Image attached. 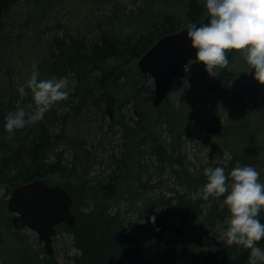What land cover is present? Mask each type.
Listing matches in <instances>:
<instances>
[{
	"label": "rangeland",
	"instance_id": "1",
	"mask_svg": "<svg viewBox=\"0 0 264 264\" xmlns=\"http://www.w3.org/2000/svg\"><path fill=\"white\" fill-rule=\"evenodd\" d=\"M186 1L154 0L151 5L153 10L148 12L145 8L147 0H46L45 8H40L37 0L10 1L8 12H5L4 30L0 33V53L10 46L8 52L2 56L0 54V89L4 99L8 101L11 98L12 101L21 102L18 86L25 84L30 77L29 71H25L32 67L34 59L41 61L53 57V52L57 51L56 46L52 45L55 38H63L67 36L66 33L78 35L81 32L87 34V37H95L102 30L115 31L124 36L137 28H146L145 24L152 16L157 17L168 10L177 13L186 22ZM207 14L205 11L204 18ZM136 16L142 19L141 24ZM127 20L130 23L123 22ZM7 36L12 37L13 42L2 46L1 44L8 41ZM139 59L127 64L124 68L126 74L117 80L121 89L119 102L126 101L123 103L125 106L122 113L116 116L118 119L114 120L110 114L91 105L90 114L87 108V115L82 114L76 120L70 115L65 121L62 115L68 113L72 101L76 102L78 99L75 91L67 100L70 105L61 101L52 107L58 116L55 120L56 126L53 127L54 132L59 133L62 122L69 121L66 130L72 134L68 137L70 145L62 142L58 149H65V160L70 166L74 159L73 143L82 138L84 148L90 152L88 157L92 171L90 170L89 177L100 176L110 167L117 168L114 174L121 177L123 190L134 186L142 192L143 197L137 201L135 207L123 197L115 204L112 212L119 207L122 213L127 210V220L147 223L146 219L141 218L140 211L147 209L151 217L154 214L164 215L166 207L158 204L156 197L170 191L166 184L151 187L149 183H159L166 178V183L171 188L177 183L182 185L179 177L172 174L173 163L166 162L164 174L159 173L162 162L152 151L155 137H159L170 150L173 145L180 146L181 153L186 157L184 165L188 162L189 171L193 173H203L205 168H214V165L220 163L230 164L231 159L235 158L234 167L237 164L253 166L260 173V182L264 183V85L254 78V70L250 71L240 53L232 52L231 62L222 78V69L217 70L218 76H210L205 65L191 60L187 66L190 76L176 78L172 84L170 101L158 108L153 105L154 78L140 71ZM100 74L98 70L93 72L95 78ZM26 92L28 95L24 97H29L31 103L30 91L26 89ZM175 112L177 116L173 117ZM168 113H171L169 118ZM120 120L138 131L127 134L128 127L126 129ZM144 137H147L146 141L140 145ZM209 138L214 144H208ZM135 146L138 147L134 151ZM142 149L145 151L142 152ZM127 154L130 155L129 160ZM114 157L126 160V163L116 166ZM139 163L145 166L144 169L143 166L139 167ZM78 165V169L82 170L84 161ZM175 167H178L177 163ZM111 171L108 170L106 174ZM149 173L153 174L151 179ZM76 180L82 182L83 175L76 177ZM228 183L230 185V179ZM75 186L77 187L76 184ZM9 188L11 185L0 186V204L2 199H9L13 190ZM153 202L156 206L152 205ZM261 213L264 214V210ZM166 224L168 228H180L181 217L172 214L167 218ZM186 226L191 228V223L187 221ZM226 227L225 222L218 225L219 241H225L223 232ZM153 228L147 226V231L140 235V241L151 260L158 264H205L206 249L213 243L212 239L205 240L202 237L203 241L199 242L194 253L184 252L183 246L188 243L182 241V237L173 230L167 232L165 238L171 243L170 246L180 247L176 250L161 249L156 244ZM19 231L24 242H28L35 251H42L44 241L35 230L25 228ZM10 241L13 246L17 243L16 237ZM53 247L61 264L74 262L72 257L77 249L73 246L72 236L68 232L58 233ZM263 247L261 248L264 249ZM216 253L219 258L225 255L223 248L219 246L216 247Z\"/></svg>",
	"mask_w": 264,
	"mask_h": 264
},
{
	"label": "trees",
	"instance_id": "2",
	"mask_svg": "<svg viewBox=\"0 0 264 264\" xmlns=\"http://www.w3.org/2000/svg\"><path fill=\"white\" fill-rule=\"evenodd\" d=\"M10 1L12 0H0V33L4 30L7 14L5 12H8ZM45 1L37 0L40 8L46 7ZM153 2L154 0H147L148 4L145 7L147 12L153 10L151 6ZM205 5V0H187L184 9L188 22H184L177 13L168 10L157 17L152 16L145 24L146 28H137L124 36L110 30H102L95 37H87V34L83 32L78 35L66 33L67 36L54 39L52 45L56 46L57 51L53 52L52 58L41 61L34 59L32 65H38L42 79L68 76L76 81L74 91L78 99L76 102L72 101L68 113L62 115L65 121L70 115H73L75 120L82 114L87 115V108L90 114L91 105L110 114L114 120L118 119V114L122 113L125 106L123 103L126 101L119 102L121 89L117 80L121 75L126 74L125 66L132 60L141 58L164 35L179 31L187 24L203 20ZM135 18L138 19L139 24L142 23L139 16ZM129 21L123 22L130 23ZM7 40L1 45H9L13 42L12 37L7 36ZM9 47L2 52H8ZM3 53H0L1 56ZM228 56L230 63L232 52ZM94 70L101 73L96 78L93 75ZM28 71L31 75L32 67L25 72ZM226 72L227 69H222L220 78L224 77ZM189 76L188 71L186 78ZM172 90L173 87L163 101L164 104L170 101ZM64 102L70 105L67 100ZM17 103L11 98L8 101L5 100L0 89V186L11 185L9 188L11 190L19 184L41 180L49 185H60L71 193L74 201L72 212L76 215L77 222L73 226L63 222L57 225L56 229L57 234L68 232L72 236L73 246L77 249L72 257L74 260L72 264H158L151 260L140 241V235L147 231V226L154 227L152 231L155 232L156 244L161 249L176 250L180 247V245L170 246L171 243L165 238L167 232L175 230L182 237V241L188 243L183 246L184 252L194 253L199 242L203 241L202 237H205V240L212 239L213 243L208 250L206 249L205 264H247L249 262L250 250L236 245L228 246L225 241L217 239L218 225L225 222L230 215L226 207H221L224 197L218 199L210 197L207 201L200 199L193 202L191 200L189 193L198 190L207 182V179L203 173L196 174L189 171L188 162L186 166L184 165L186 157L181 153L180 146L173 145L170 150L159 137L154 138L152 151L162 162L159 173L163 175L165 163L171 162L173 163L172 174H176L182 183V185L177 183L174 188L166 183L168 180L166 178L161 179L159 183L158 181L149 183L151 187L166 184L167 189L170 190L156 197L158 204L166 207L165 214H154L151 217L146 209L140 211V216L146 219L147 223L133 219L127 220V210L122 213L119 207L115 212H112V209L123 197L131 201L135 207L137 201L143 197L142 192L134 186L123 190L121 177L114 174L117 168L110 167L100 176H94L96 178L89 177L92 171L88 157L90 152L89 149L84 148L82 138L77 143H73L74 159L70 166L65 160V149H58L62 142L70 145L68 137L72 134L66 130L69 121L62 122L59 133L54 132L53 127L58 116L53 109L47 112L41 121L16 130L9 138L4 128L5 117L9 111H15ZM19 103L22 106L28 105L29 97L22 98ZM170 116L171 113H168V118ZM175 116H177L176 112L173 117ZM120 121L126 129L128 127L127 134L130 131H133L130 133L138 131V129H131L132 127L124 121ZM144 138L140 145L146 141L147 137ZM207 142L214 144L210 138ZM137 147H133V150H137ZM141 151L144 152L145 149ZM84 153L86 155H81ZM129 158L130 155L127 154V160ZM235 160L232 158L230 164L220 163L214 166L223 167L225 174L229 175L234 168ZM83 161L84 165L81 166L83 169L79 170L78 163ZM114 162L117 163H115L116 166H120L121 163L125 164L126 160L114 157ZM175 162L178 167H175ZM140 166L143 165L139 163ZM108 170L112 171L107 175ZM81 175H83V181L78 182L76 177ZM152 176L153 174L149 173V179ZM180 189H186V191L182 193ZM168 193H170L169 196ZM7 203L8 200L2 199L0 204V264H61L55 252L49 254L45 247L41 248L42 251H35L28 242L22 240L19 234L20 229L12 224L13 215ZM152 205L155 203L153 202ZM172 214L181 217L182 227L177 229L167 227L166 220ZM258 219L264 223V214L261 213ZM187 221L191 223V228L186 226ZM13 237H16L17 241L14 246L10 241ZM191 239L192 242H190ZM217 246L223 248L225 252L222 258L217 257ZM258 246H264V239L258 242Z\"/></svg>",
	"mask_w": 264,
	"mask_h": 264
},
{
	"label": "clouds",
	"instance_id": "3",
	"mask_svg": "<svg viewBox=\"0 0 264 264\" xmlns=\"http://www.w3.org/2000/svg\"><path fill=\"white\" fill-rule=\"evenodd\" d=\"M205 7L208 22L187 25V38L197 50L196 61L205 65L210 76H218V69L229 67L228 54L240 53L250 71L254 70V78L264 85V0H206ZM32 69L26 83L18 86L21 98L28 95L26 89L30 91L32 102L26 106L17 103L15 111L5 117L9 138L16 130L41 121L56 103L68 100L74 91L76 81L68 76L42 79L38 65L33 64ZM203 175L207 182L189 193L191 200L224 197L221 207L230 214L223 232L225 243L250 250L249 264H264V249L258 246L264 239V223L258 219L264 210L260 173L251 165L237 164L229 175L223 167H207Z\"/></svg>",
	"mask_w": 264,
	"mask_h": 264
},
{
	"label": "water",
	"instance_id": "4",
	"mask_svg": "<svg viewBox=\"0 0 264 264\" xmlns=\"http://www.w3.org/2000/svg\"><path fill=\"white\" fill-rule=\"evenodd\" d=\"M206 17L194 24L208 22ZM196 49L187 38V27L161 37L138 62L140 71L150 74L155 81L154 107H159L168 95L176 78H184L191 60H196ZM73 196L60 185H49L33 180L17 185L11 192L7 207L13 213L12 224L17 229L31 228L44 241L46 251L54 252L53 242L57 225L77 222L72 212Z\"/></svg>",
	"mask_w": 264,
	"mask_h": 264
},
{
	"label": "bare ground",
	"instance_id": "5",
	"mask_svg": "<svg viewBox=\"0 0 264 264\" xmlns=\"http://www.w3.org/2000/svg\"><path fill=\"white\" fill-rule=\"evenodd\" d=\"M0 25H1V24H0ZM56 235H57V233H56ZM56 235H55V236H56ZM54 238H55V237H54Z\"/></svg>",
	"mask_w": 264,
	"mask_h": 264
}]
</instances>
